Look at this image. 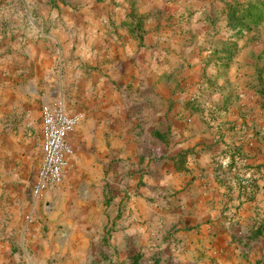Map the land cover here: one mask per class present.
I'll list each match as a JSON object with an SVG mask.
<instances>
[{"label":"rangeland","instance_id":"rangeland-1","mask_svg":"<svg viewBox=\"0 0 264 264\" xmlns=\"http://www.w3.org/2000/svg\"><path fill=\"white\" fill-rule=\"evenodd\" d=\"M91 1L128 11L139 41L149 34L152 91L164 94L160 78L170 99L150 113L135 100L118 154L35 205L24 123L44 92L37 32ZM245 1L0 0V264H264V22L242 38L225 23Z\"/></svg>","mask_w":264,"mask_h":264},{"label":"crops","instance_id":"crops-1","mask_svg":"<svg viewBox=\"0 0 264 264\" xmlns=\"http://www.w3.org/2000/svg\"><path fill=\"white\" fill-rule=\"evenodd\" d=\"M109 3L101 5L91 1L80 11L71 8L48 13L45 17L48 27L37 32L41 39L35 44L36 63L42 71L37 83H41L44 92L39 110L33 111V118L26 119L24 123L32 145H38L39 166L33 184L42 161L41 118L44 106H54L56 102L63 101L69 113L85 115L68 139L74 155L69 158L64 183L73 169L75 177L87 163H105L110 147L115 148L118 154L121 133L128 132L130 123H133L129 119L120 122V118L123 111L131 114L135 100L143 101L146 112L150 113L152 99L165 103L170 99L167 82L160 83L159 77V85L154 89L161 87L164 94L152 91L149 34L145 36L144 32V41H139L131 27L134 22L129 12H113ZM29 49L28 53L34 50ZM55 64L56 68L59 64V68L58 74L53 76ZM137 88H140L139 94ZM33 92L35 95L38 93L36 88ZM233 95L234 98L241 96L240 106L248 102L247 94H222L221 98L225 101ZM159 118L162 121V117ZM89 154L94 157L90 158ZM58 187L50 189L44 200ZM71 223L68 220L63 226L69 227ZM89 239L86 235V243Z\"/></svg>","mask_w":264,"mask_h":264},{"label":"built area","instance_id":"built-area-1","mask_svg":"<svg viewBox=\"0 0 264 264\" xmlns=\"http://www.w3.org/2000/svg\"><path fill=\"white\" fill-rule=\"evenodd\" d=\"M82 117L67 111L64 102L44 106L41 118L42 161L34 181L31 198L35 205L44 200L48 191L60 186L74 150L68 139L80 125Z\"/></svg>","mask_w":264,"mask_h":264},{"label":"trees","instance_id":"trees-1","mask_svg":"<svg viewBox=\"0 0 264 264\" xmlns=\"http://www.w3.org/2000/svg\"><path fill=\"white\" fill-rule=\"evenodd\" d=\"M226 27L233 33L232 37L242 38L264 22V0H246L245 3L231 4L226 8ZM225 54V58L231 61L234 52L225 47L219 54Z\"/></svg>","mask_w":264,"mask_h":264}]
</instances>
